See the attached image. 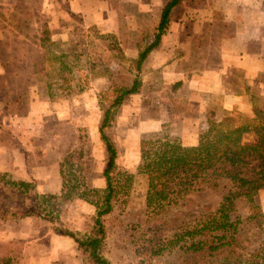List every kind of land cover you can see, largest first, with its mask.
<instances>
[{"label":"rangeland","instance_id":"374dc122","mask_svg":"<svg viewBox=\"0 0 264 264\" xmlns=\"http://www.w3.org/2000/svg\"><path fill=\"white\" fill-rule=\"evenodd\" d=\"M142 1L145 12L137 15L134 8L128 7L124 10L125 16L117 19L116 30L112 32L128 41L125 50L128 59L138 57L137 43L149 45L155 40L154 29L160 17L154 16L152 7L149 11L146 7L154 5L153 0ZM157 1L163 8L171 0ZM211 6V0H181L173 11L169 30L182 19L184 11L191 12L187 15L190 20L194 10ZM224 18L230 22H225ZM234 19L232 10L220 13V23L223 20L229 30ZM95 20L92 16L75 14L67 0H0V174L31 182L42 195H67L73 176H81L82 184L88 187L103 188L106 184L103 178L106 155L98 132L102 114L99 97L108 88L106 78L94 79L90 88L79 95L55 101L49 98L45 83V75L48 72L54 75L59 67L48 57L61 53L72 55L75 46H79L77 53L84 51L86 45H82V38L88 36L91 27L98 29ZM45 31L49 32L52 43L57 44L50 47L46 43L45 46L51 48L47 56L40 48ZM97 43L105 49V44ZM133 43L138 50L135 58L127 55ZM96 52L95 57L101 53L104 59L110 55L102 50ZM106 63L117 81L132 83L135 79L136 72L120 68L111 60ZM163 72L159 69L153 73L143 67L138 75L142 81L140 93L120 106L108 129L118 147L120 168L131 174L137 173L143 138L167 134L193 144L206 128V110L224 107L225 95L216 91L217 81L212 74H202L199 89H192L187 84L188 79L177 82V78L170 80L168 73ZM228 80L232 90L239 94L241 90L236 82L230 77ZM246 91L244 105L254 106L253 113L264 109V96L256 97ZM235 110L247 116L253 114L244 109ZM254 140L253 134L245 139L248 143ZM224 193L223 189H208L197 194L194 214L216 210ZM144 194V187L135 185L126 203L117 207L115 217L123 221L130 233L120 230L112 236L109 253L105 255L111 264L141 263V257L134 250V240L128 236L144 220ZM94 214L91 204L74 198L62 217L63 224L81 237ZM6 252L17 257L20 264H84L76 242L39 217L0 221V253Z\"/></svg>","mask_w":264,"mask_h":264},{"label":"trees","instance_id":"16d2710c","mask_svg":"<svg viewBox=\"0 0 264 264\" xmlns=\"http://www.w3.org/2000/svg\"><path fill=\"white\" fill-rule=\"evenodd\" d=\"M180 1L171 0L164 7L154 29L155 40L149 45L137 43L136 59L125 55L127 40L115 33L102 34L96 27L83 36L84 51L77 53L79 46H75L72 55L48 57L59 65L54 75H45L52 101L81 94L94 79L106 78L108 82L107 90L99 97L102 114L98 128L106 155V184L103 188L88 187L82 184L81 176H73L67 195H42L31 182L0 174L1 222L28 217L45 219L61 235L76 242L84 264H111L105 255L112 236L120 230L130 233L123 221L115 217L117 207L126 203L135 185H141L145 189L144 220L128 236L134 240L140 264H264V212L258 199L264 190V109L247 116L237 110L209 108L205 113L206 128L193 144L167 134L143 138L136 174L120 168L118 147L108 134L120 106L140 93L142 81L138 75L167 34ZM42 37L40 48L47 56L51 48L46 43L50 47L57 44L52 43L48 31ZM97 42L105 44V49L98 47ZM96 50L110 55L104 59L98 53L99 57H95ZM108 60L136 72L132 83L117 81L106 65ZM251 134L255 140L248 143L245 139ZM208 189L224 190L220 206L194 214V197ZM74 198L95 208L81 237L65 228L62 220ZM0 264L20 262L6 252L0 253Z\"/></svg>","mask_w":264,"mask_h":264},{"label":"crops","instance_id":"0c3cea01","mask_svg":"<svg viewBox=\"0 0 264 264\" xmlns=\"http://www.w3.org/2000/svg\"><path fill=\"white\" fill-rule=\"evenodd\" d=\"M67 1L75 14L94 17L102 34L116 30L117 19L125 16L128 7L134 8L137 15L146 10L142 0ZM153 1L154 5L146 7L148 11L152 7L154 16L161 17L164 7L160 1ZM129 2L133 4L128 5ZM211 3L209 9L194 10L190 20L187 15L191 12L184 11L182 19L163 36L144 67L153 73L162 69L170 80L177 78V82L188 79L192 89H199L202 74H212L217 81L216 91L226 98L223 109L239 108L252 114L254 106L244 105V91L247 89L246 92L256 97L264 96V0H211ZM228 10L235 14L230 30L223 20L220 23V16H215ZM224 21L230 22L227 18ZM127 51L131 57L138 55L135 43ZM229 77L241 90L239 94L229 85ZM258 199L264 212V190Z\"/></svg>","mask_w":264,"mask_h":264}]
</instances>
